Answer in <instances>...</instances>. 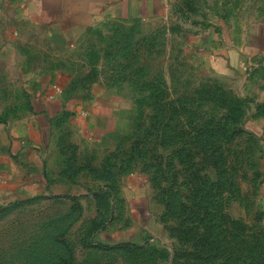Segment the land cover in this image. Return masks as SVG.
<instances>
[{
	"label": "rangeland",
	"instance_id": "1",
	"mask_svg": "<svg viewBox=\"0 0 264 264\" xmlns=\"http://www.w3.org/2000/svg\"><path fill=\"white\" fill-rule=\"evenodd\" d=\"M255 20L264 22V0H169V9L160 18L111 22L91 31L73 51L62 52L61 66L73 73L69 91L90 90L95 84L120 88L136 105L134 121L140 133L134 140L138 138L141 147L133 155L128 149L131 139L124 145H128L125 156L124 151L119 155L125 163L128 158L134 160L125 168L130 169L118 172L124 212L112 211L108 223L92 222L97 215L94 192L103 187V181L77 169L72 192L79 198L82 215L74 222L57 219L68 215L72 201L64 197L67 193L54 194L51 189L0 204V264H53L62 257L78 264H129L124 253L101 248L123 241L157 250L133 254L132 264H198V252L213 256L214 229L220 230L227 251L229 241L235 239L246 264L257 261L255 246L264 234V100L213 74L199 54L187 48L192 34L213 30L219 22L239 33ZM18 57L11 51L0 55V128L33 111ZM257 69L264 72V64ZM152 86L157 91L150 100ZM225 97L243 98L247 104L232 142L223 138L216 147L220 158H202L201 150L198 157L197 144L188 143L192 152L185 160L190 168L199 163L196 177H203L202 183L185 172L178 158L167 160L172 149L160 148L148 129L161 100V104L178 100L176 106L187 105L191 111L185 117L193 118L195 124L213 127V120H219L224 126L226 110L217 100ZM176 111L180 116L185 109ZM67 132L63 127V142L70 138ZM212 143L207 142L211 155ZM72 146L65 145L68 151ZM160 162L162 171L157 172ZM130 173L135 176L129 178ZM166 186L168 191L163 190ZM161 192L175 207L167 215ZM202 193L204 199L199 196ZM93 224L95 229L99 225L95 232ZM203 229L210 230V238L199 248Z\"/></svg>",
	"mask_w": 264,
	"mask_h": 264
},
{
	"label": "crops",
	"instance_id": "2",
	"mask_svg": "<svg viewBox=\"0 0 264 264\" xmlns=\"http://www.w3.org/2000/svg\"><path fill=\"white\" fill-rule=\"evenodd\" d=\"M168 9L169 0H0V55L19 54L33 98L32 112L0 128V204L50 189L74 195L77 177L64 172L73 152L72 165L84 170L101 168L108 156L123 153L135 131V103L120 88L95 84L69 91L73 73L61 66V53L111 22L151 21ZM188 44L189 53L199 54L213 74L264 100V84L258 83L264 72L257 69L264 64L262 20L239 33L219 22L192 34ZM63 127L70 136L64 142Z\"/></svg>",
	"mask_w": 264,
	"mask_h": 264
},
{
	"label": "trees",
	"instance_id": "3",
	"mask_svg": "<svg viewBox=\"0 0 264 264\" xmlns=\"http://www.w3.org/2000/svg\"><path fill=\"white\" fill-rule=\"evenodd\" d=\"M156 91L157 89L152 86V92H150V95L148 96V99L151 100V98H156ZM178 100H173L169 103L161 104V101H157L158 107L157 109V116L153 117L151 124L148 129V134L150 136L155 135L157 143L160 148L162 149H168L171 148V152L166 155V159H170L171 156L175 159L178 158V161L180 162L182 168L185 167V172L189 174H194L195 178L204 183L203 177H196L197 173L199 172V163L196 165V167L190 168L187 164V160L185 158L189 157L191 154V150L189 149L188 143H196L198 150L196 152L197 156L200 157V150L202 158H205L206 156H212L215 158L217 157L219 149L216 150V147L221 146V141L223 138H226L224 140L225 142H232V136L236 134L240 129L236 127V125L241 121L242 117L244 116L245 106L247 104V100L243 98H231V97H225L224 100L222 98H219L217 100V103H219V106L224 108L226 110L225 112V124L224 126L219 123L218 121L213 120V127H206L201 126L200 124H195V120L193 118L191 121L189 119H186V115L189 114L190 108L187 107V105L183 106H176ZM177 109L182 110L185 109L184 112L180 113L181 115L178 116ZM186 113V115H185ZM186 116V117H185ZM188 123V124H187ZM238 129V130H237ZM140 132L138 130V125H135V131L132 135V142L130 147L128 148L130 151H132V154L137 153V149H139L140 143L139 139H135V135H138ZM207 142H213L211 146L215 148L213 151V155H211L210 148H207ZM127 150V151H129ZM124 150V156H125ZM217 151V152H216ZM74 158H75V152H73ZM124 156H108L106 160L104 161L101 168H94L93 166L86 167V170L89 171V173L96 179L105 181V185L99 190L94 192V198L96 199L97 204V215L91 219L92 222L94 221H104L105 223H108L111 221V212L119 210L120 215H123L124 212V200L121 198L120 195V185H119V179H118V172L123 173L130 169H125L127 164L134 161H130L128 158V162L126 163L121 160ZM145 155H142V157ZM162 154H159L157 157L162 158ZM74 158L68 157L67 159V166L64 170L65 173L71 174V177H77V172L81 168H74V165L72 163L74 162ZM131 158V157H130ZM121 160V165H118L117 162ZM169 166V163L166 162V167ZM158 171H162L163 162H160ZM112 168L115 170L112 171ZM216 167H214V170ZM218 170L220 169V166L217 167ZM78 169V170H77ZM84 170V169H82ZM184 171V170H182ZM116 172V173H115ZM194 178V179H195ZM154 181V178H153ZM204 185V184H203ZM162 186V185H160ZM163 190H169V186L164 187ZM162 189V188H161ZM197 189H201L198 188ZM44 196V195H43ZM200 198L204 199V194H199ZM47 197V196H44ZM50 198H56L55 196H48ZM64 197L69 198L72 201V205L70 207V211L67 216L57 218L64 221H70L74 222L77 219H79V216L82 215V206L78 202L79 198L76 195L71 194H65ZM160 200L163 201L166 205V212L164 215H167L171 209H174L175 207L170 205L169 202L164 198L163 192L159 195ZM166 197H170V193L166 194ZM110 213V214H109ZM118 217V215H117ZM116 217V218H117ZM56 219V220H57ZM72 224V223H71ZM101 225V223H100ZM103 225V223H102ZM99 228V225L97 226V229ZM93 231H97L95 229L94 224L92 226ZM210 232V230H202L201 231V238L202 242L200 247H205L206 239L207 237L210 238V236L207 234ZM216 241H217V248H216ZM213 242H214V251L213 256H209V254H206V252H198L197 261H200L201 264H237L238 262H241L242 264H246V257L242 258L244 251L241 250L239 247L236 246V240L233 241L230 240L229 244L230 247L227 251L226 247L223 246V238L221 235L220 230L214 229L213 230ZM233 243V244H232ZM98 246L99 244H95ZM104 248L106 250L111 251H118L120 253H124L125 258L128 259L129 264L131 263V259L133 254H142V252H154L157 251L155 248H149L145 249L144 247H141L135 243L130 242H118L111 246H105L101 245V248ZM256 247V252L258 255L257 261H255L252 264H264V234L263 238ZM201 253V254H199ZM198 262V264L200 263ZM53 264H78L76 262L70 261L65 257H62V259L58 262H54ZM107 264H113L111 262H108ZM194 264H197L196 262Z\"/></svg>",
	"mask_w": 264,
	"mask_h": 264
}]
</instances>
